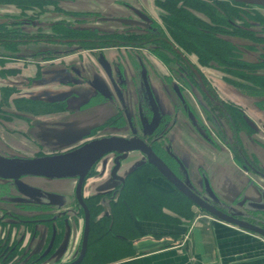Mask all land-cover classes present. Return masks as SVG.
<instances>
[{
    "label": "flooded vegetation",
    "instance_id": "flooded-vegetation-1",
    "mask_svg": "<svg viewBox=\"0 0 264 264\" xmlns=\"http://www.w3.org/2000/svg\"><path fill=\"white\" fill-rule=\"evenodd\" d=\"M91 1L0 0V26L9 33L6 40L18 43L13 53L47 58V65L40 66L46 67L44 71L33 69L21 83L30 80L32 84L25 86L29 88L67 87L54 94L21 90L35 104L28 108L33 117L25 118L30 124L27 131L39 148L25 158L59 155L102 138L134 141L148 153L110 151L88 170L81 196L88 209L97 199V206L110 210L127 181L139 177L160 191L180 194L198 211L209 214L208 209L264 233V5L198 0V8L185 7L201 21L197 28L202 34L226 48V60L220 56L202 62L165 31V11L156 0L151 3L159 11L158 20L147 1L145 6L140 1H122L124 11L113 6L114 2L98 11L89 6ZM3 9L7 11L3 13ZM73 48L77 57L64 62ZM83 51L90 52L89 59H81ZM58 55L62 56L58 63L49 59ZM161 66L168 73L161 75ZM201 68L221 72V82L213 84ZM0 74L3 76L4 70ZM18 82L13 80L10 87L22 86ZM3 109L0 106L8 115ZM88 110H97L99 115L92 111L97 115L93 119L102 116L103 121L87 126L89 119L81 114ZM66 113L77 116L66 119ZM45 115L52 117V123L37 121ZM13 117L20 120L15 114ZM82 119L84 127H80ZM103 127L126 132L96 135ZM81 131L88 134L65 150L43 153L38 142L53 149ZM19 135L25 134L19 129ZM17 156L0 146V158L22 159ZM149 158L159 159L175 183L198 203L182 194ZM89 178L96 183L85 196ZM66 180L74 181L71 188L65 185ZM76 182L77 177L0 176L2 252L13 259L19 248H25L24 254L33 255L28 262L48 259L61 233L69 230L66 215L75 209L83 222V210L75 197ZM18 226L30 232L24 243L15 233L10 236ZM34 237L38 243L31 246Z\"/></svg>",
    "mask_w": 264,
    "mask_h": 264
},
{
    "label": "trees",
    "instance_id": "trees-1",
    "mask_svg": "<svg viewBox=\"0 0 264 264\" xmlns=\"http://www.w3.org/2000/svg\"><path fill=\"white\" fill-rule=\"evenodd\" d=\"M156 3L165 11L162 17L165 31L187 50H193L202 62L211 58L219 59L220 56L226 60V48L218 41L205 37L197 28L201 21L185 9L189 5L198 8L201 4L198 0H156ZM8 35L0 26V47L10 52L0 53V58L15 56L13 51L17 49L18 43L6 40ZM127 182L118 201L111 204L108 215L94 220V210L97 212L101 208L92 203L88 206L90 227L87 250L80 264H106L116 260L119 256L117 252L121 253L124 249L123 243L129 244L130 239L139 235L135 220L176 221L175 217L164 213V208L173 209L175 214L186 219L193 217L189 201L180 194L160 191L139 177Z\"/></svg>",
    "mask_w": 264,
    "mask_h": 264
},
{
    "label": "crops",
    "instance_id": "crops-1",
    "mask_svg": "<svg viewBox=\"0 0 264 264\" xmlns=\"http://www.w3.org/2000/svg\"><path fill=\"white\" fill-rule=\"evenodd\" d=\"M17 60L0 61V72L4 70L0 86L16 80L17 75L11 72L18 68L19 77L33 74L34 67L19 66ZM163 211L176 221L135 220L139 235L129 244L123 243L124 249L117 252L116 260L106 264H264V237L205 212L186 219L168 209Z\"/></svg>",
    "mask_w": 264,
    "mask_h": 264
},
{
    "label": "rangeland",
    "instance_id": "rangeland-1",
    "mask_svg": "<svg viewBox=\"0 0 264 264\" xmlns=\"http://www.w3.org/2000/svg\"><path fill=\"white\" fill-rule=\"evenodd\" d=\"M122 1H125V0H92L91 3L89 4V6L92 9L101 11V10H104L105 7L109 6L108 5L109 3L114 2L113 6H117L118 8H120L121 10L124 11L125 9L122 8ZM130 1H140L144 6H145V2L147 1L149 3V5L147 4L148 5L147 7L150 10V13L158 20L159 11H157L155 8H153L152 3H151L153 0H130ZM5 11H7V9L2 10L3 13ZM74 50H75V48H73L72 51H69L70 54L67 52L70 56L64 57L65 58L64 62L67 63V62L71 61L73 58L77 57V55H75L77 51H74ZM106 52H115V50H110V51L108 50ZM0 53H8V51H4L3 48L0 47ZM95 53H97V52H95ZM88 54H90L89 51H83L82 54H80L81 59L82 60H84L85 58L89 59ZM14 55L15 56L9 57L7 59L4 57H1L4 59H1L0 61L2 62V60L11 61L12 59H18L17 63H19L20 64L19 66H22V67L29 66L30 67L29 69H31V67H32V69H33V67H34V69L35 68H37V69L41 68V70H43V71L46 68V67H40V66L47 65L44 63L47 60L46 57H43V56L38 55V54L32 55V57H31V55H29V53L19 54V55L14 54ZM58 57H62V56H60V55H58L56 57L53 56V57H50L49 59L55 58L56 59L55 63H58L59 62ZM192 60L195 61L194 58ZM61 68L62 67H58V68L57 67H54V68L49 67V69H53V70H59ZM159 68L161 70V75L168 73L162 66ZM214 68L218 69V67H214ZM19 69L20 68H18V71L15 70L16 72H11V73H12V75L17 74L16 78L19 81L18 83H19V85H22L23 87L22 86L10 87V84H9L10 82L4 83L3 86H0V106L5 107V109H3V110L8 111V115H6L0 111V146H3V147H6L7 149H10L12 152H14L15 154L18 155L17 156L18 158L26 159L27 158L26 156H29L30 154L35 153V149L38 150L39 148L36 147L37 144L33 143L34 141L32 138H34V137H33V135L30 134L31 133L30 130L27 131L30 124H29V122H27L28 120H26V118H25V117H33L30 113H28V111H29L28 108H29V105L30 106L32 105L34 107L35 104L34 105H33V103L31 104L27 100L28 93L27 94L22 93L21 90H27L29 92L32 91V93H40L41 91H47L48 93L51 92V94H54L52 92L65 90L67 87L62 88V87L58 86L57 84H53V85L51 84V85L46 86L44 88H41V87L33 88L32 86H31V88L25 87V86H29V84H32V83H30L31 82L30 80H28V82L26 84H24L23 82L21 83V81H23L24 79H28L29 75L28 76L23 75L22 77H19V74L21 72ZM202 71L204 72L205 76H207V78L213 82V84L218 85L221 82V80H220L221 74H222L221 72H219L217 70L215 71L214 69H205V68L202 69ZM34 83H36V82H34ZM16 91H19V93H14ZM20 91H21V93H20ZM15 96L18 98L14 99ZM21 96H23V97H21ZM92 111L96 112L97 110H88L87 112H84L83 114H81L83 117H85V119H89V120H86L89 123V125H87V126H92L93 123H100L101 121H103L102 116H99V119L97 117L95 119H93V116H97V115L95 113H93ZM88 112H90V113H88ZM39 113H41V110L39 111ZM96 113L99 115L98 112H96ZM14 114L19 116L20 120L14 118L13 117ZM64 115L66 116V119L71 118L72 120L74 119L73 117L77 116V114H73V115H75V116H73V115H68L67 113ZM38 117H39V119L37 121H39V122L45 121L46 123H52L51 120H53V119H51L52 117L47 116V115L38 116ZM90 119H93L91 123H90V121H91ZM55 123L61 124L58 121H56ZM79 123L81 124L80 127L85 126L83 119ZM19 129L21 130V132L23 131V135L25 134L24 136L19 135ZM28 132H29V134H27ZM37 132H38V129H37ZM125 132L126 131H124V130L115 131L114 129L103 127V129L96 131V135L102 136V135H107V134H111V133H123L124 134ZM83 133L84 132L81 131L79 134L73 135V137H71V139H69L65 142H62V143L60 142L59 146L55 147L53 149H49L48 145H45V143L42 141H38V142L42 143L41 147H43L42 148L43 153H50L52 150H55V149L65 150V148L69 147L70 145H74L77 141L81 140V138L83 136H85L87 132L85 134H83ZM12 147L19 148L21 150L23 149L26 153H21V152H19V150H14ZM69 181H71V182H69ZM73 183H74L73 180H66L65 185L71 188L73 186ZM94 183H96V182L93 181V178H89L87 180V182L85 183L86 185H84V190H83V194L85 196L89 195V193L91 192L90 189H91L92 185H94ZM56 185L59 186V184H56ZM69 193H70V189H69ZM67 198H70V196H67ZM96 201L97 200H92L91 203L93 205H95ZM71 207H73V205H71ZM164 209H166V208H164ZM189 209H191L193 216H194V214H197L199 212L201 213V211H198L191 206H189ZM172 210L173 209L168 208L169 212L175 213ZM107 211L109 212L110 210H108L106 208H102V209L98 210L97 212H96V210H94V213H95L94 214V220L99 219V216L100 215L103 216L104 213H106ZM79 215L80 214H78L75 211V209H72L71 213L66 215L67 221L65 223L69 226V230L66 228V230L63 233H61V235L63 234V236H61L62 238L57 239V241L55 242L54 248L52 249L53 252L49 254L48 259H44V260L40 261V263L39 262H37V263L28 262L30 256H33V255L31 253L24 254L25 248H19L17 250L18 252H16L17 256L13 255L12 256L13 259H10L11 258L9 256L10 254L6 253V252H2V250H5L4 247H2V248H0V264H61V263H67L69 261H72L73 259L76 258L77 254L79 252L78 248H80V240H81L80 235L82 232V223H81L82 217H80L78 219L77 216H79ZM183 218H184V216H183ZM15 229H16V231L13 230V232L11 233L10 236H13V234L15 233V235H16L15 238L16 239H22L21 242L24 243L27 240L26 237H28V234L30 232L28 231V229L26 230L22 226H18ZM75 229H76V234L73 235V232L75 231ZM70 230H71V232H68ZM38 233L40 235V231H38ZM46 233H47L46 235H48V236L51 235L48 230H46ZM2 234H3V232H2ZM2 238H0V240H1L0 245H1L2 240H3ZM34 238L38 240V238H36V237H34ZM45 242L48 243L47 240ZM34 243H36V241ZM34 243H33V245H34ZM37 243H38V241H37ZM48 246H49V244H48ZM33 250L30 248L29 251L32 252ZM57 250L59 252L56 254ZM20 252H22V253L19 254ZM2 259H5V261H3Z\"/></svg>",
    "mask_w": 264,
    "mask_h": 264
},
{
    "label": "water",
    "instance_id": "water-1",
    "mask_svg": "<svg viewBox=\"0 0 264 264\" xmlns=\"http://www.w3.org/2000/svg\"><path fill=\"white\" fill-rule=\"evenodd\" d=\"M238 2L245 3H253L264 5V0H233ZM131 150H141L146 151L139 143L134 141L127 142V140H123L118 137H109L102 138L88 142L76 148L72 151L62 153L59 155L53 156H44L33 159H14V160H4L0 158V176L6 178H18L21 175H30L35 177H45L49 179H60L66 177H77V182L75 183V197L77 202L82 207L83 210V227L82 234L80 240V248L76 258L67 263L61 264H80L85 256L87 250V241L90 227V215L87 210V206L85 205L82 196V186L88 170L91 166L99 159L103 154L115 151V152H128ZM149 162L157 168L168 181H171L175 184V187L184 194L189 200H191L194 204H197L198 201L192 197L186 190L182 187L178 186L173 178L171 177L166 166L156 158H149ZM207 212L219 221L226 222L232 225H235L243 230H247L253 233L258 234L259 236L264 237V233L260 231V229H256V227L244 225L242 223H238L232 220H229L221 215H218L208 209Z\"/></svg>",
    "mask_w": 264,
    "mask_h": 264
}]
</instances>
